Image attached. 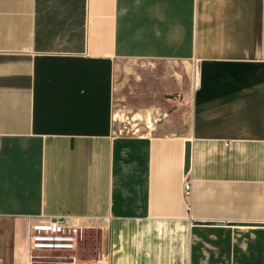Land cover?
<instances>
[{
    "label": "crops",
    "instance_id": "0c3cea01",
    "mask_svg": "<svg viewBox=\"0 0 264 264\" xmlns=\"http://www.w3.org/2000/svg\"><path fill=\"white\" fill-rule=\"evenodd\" d=\"M61 215L110 264H264V0H0V264Z\"/></svg>",
    "mask_w": 264,
    "mask_h": 264
},
{
    "label": "built area",
    "instance_id": "2783aa9c",
    "mask_svg": "<svg viewBox=\"0 0 264 264\" xmlns=\"http://www.w3.org/2000/svg\"><path fill=\"white\" fill-rule=\"evenodd\" d=\"M120 134L123 130L119 131ZM193 182L186 179L184 195L190 198ZM87 232L80 218L72 215L50 216L41 218L30 227L29 248L30 260L54 259L61 264H110L105 255L97 259H80L75 254Z\"/></svg>",
    "mask_w": 264,
    "mask_h": 264
},
{
    "label": "rangeland",
    "instance_id": "374dc122",
    "mask_svg": "<svg viewBox=\"0 0 264 264\" xmlns=\"http://www.w3.org/2000/svg\"><path fill=\"white\" fill-rule=\"evenodd\" d=\"M129 78V83L133 84V77L127 75ZM119 108V107H118ZM116 108V125L123 129V135L125 134H136L140 135L146 132L147 127L150 123L144 119V116L130 113L128 115L123 114V112L117 110ZM129 118H126V117ZM133 118V119H132ZM98 235L95 232L87 231L83 242L80 244L77 252L75 253L77 257L81 259H97L98 258Z\"/></svg>",
    "mask_w": 264,
    "mask_h": 264
},
{
    "label": "water",
    "instance_id": "95a60500",
    "mask_svg": "<svg viewBox=\"0 0 264 264\" xmlns=\"http://www.w3.org/2000/svg\"><path fill=\"white\" fill-rule=\"evenodd\" d=\"M35 264H61L58 261H54V260H35L34 261Z\"/></svg>",
    "mask_w": 264,
    "mask_h": 264
}]
</instances>
